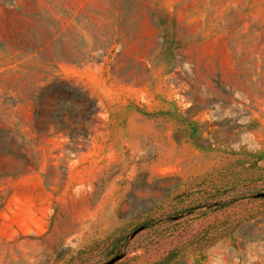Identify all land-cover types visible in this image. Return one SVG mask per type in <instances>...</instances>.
<instances>
[{
  "label": "rangeland",
  "instance_id": "obj_1",
  "mask_svg": "<svg viewBox=\"0 0 264 264\" xmlns=\"http://www.w3.org/2000/svg\"><path fill=\"white\" fill-rule=\"evenodd\" d=\"M264 0H0V264H264Z\"/></svg>",
  "mask_w": 264,
  "mask_h": 264
},
{
  "label": "water",
  "instance_id": "obj_2",
  "mask_svg": "<svg viewBox=\"0 0 264 264\" xmlns=\"http://www.w3.org/2000/svg\"><path fill=\"white\" fill-rule=\"evenodd\" d=\"M119 259H120V256L117 255V256L111 258L110 260H108L107 262H105L104 264H114Z\"/></svg>",
  "mask_w": 264,
  "mask_h": 264
}]
</instances>
